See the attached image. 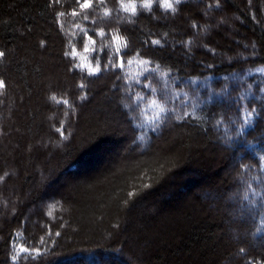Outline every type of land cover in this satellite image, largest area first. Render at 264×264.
<instances>
[{
  "label": "trees",
  "instance_id": "16d2710c",
  "mask_svg": "<svg viewBox=\"0 0 264 264\" xmlns=\"http://www.w3.org/2000/svg\"><path fill=\"white\" fill-rule=\"evenodd\" d=\"M84 2L0 0V264H264V0Z\"/></svg>",
  "mask_w": 264,
  "mask_h": 264
},
{
  "label": "snow or ice",
  "instance_id": "6c2138e0",
  "mask_svg": "<svg viewBox=\"0 0 264 264\" xmlns=\"http://www.w3.org/2000/svg\"><path fill=\"white\" fill-rule=\"evenodd\" d=\"M182 2H183V0H163V3H161V0H158V3L162 8L170 9V10H172V12L176 11L174 4L179 5ZM152 4H153V0H142V4L140 6L143 9H149L150 10ZM122 6L124 7L125 11L131 12L133 15H135L137 12L135 0H128V2L126 4H123ZM81 7L82 8L89 7V0H85V2L81 5ZM153 43L158 44L159 41H153ZM3 55H4V53L0 52V56H3ZM98 70L99 69H93L92 72H90V74H94ZM0 87H4L3 81H0ZM164 111H165V109L163 107H159V112H164ZM249 115H251V113ZM245 122L249 123L250 121L246 120ZM0 179H2V178H0Z\"/></svg>",
  "mask_w": 264,
  "mask_h": 264
},
{
  "label": "rangeland",
  "instance_id": "374dc122",
  "mask_svg": "<svg viewBox=\"0 0 264 264\" xmlns=\"http://www.w3.org/2000/svg\"><path fill=\"white\" fill-rule=\"evenodd\" d=\"M155 145V144H154ZM107 151H108V149H107ZM126 152H127V150H126ZM94 162V161H93ZM92 163V162H91ZM221 173H224V170L222 169V170H220V174ZM192 182V181H191ZM194 183V182H193ZM193 185H191L190 187H192ZM207 196V194H203L202 195V197L203 198H205ZM212 198L214 199V201H216V202H218L219 201V199H220V195L219 194H213L212 195ZM17 248V247H16ZM98 264V263H97Z\"/></svg>",
  "mask_w": 264,
  "mask_h": 264
},
{
  "label": "clouds",
  "instance_id": "9594fccd",
  "mask_svg": "<svg viewBox=\"0 0 264 264\" xmlns=\"http://www.w3.org/2000/svg\"><path fill=\"white\" fill-rule=\"evenodd\" d=\"M161 3H163V0H161Z\"/></svg>",
  "mask_w": 264,
  "mask_h": 264
}]
</instances>
